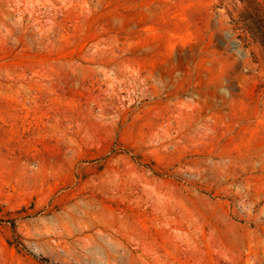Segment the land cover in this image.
Segmentation results:
<instances>
[{
    "label": "rangeland",
    "instance_id": "374dc122",
    "mask_svg": "<svg viewBox=\"0 0 264 264\" xmlns=\"http://www.w3.org/2000/svg\"><path fill=\"white\" fill-rule=\"evenodd\" d=\"M0 264H264V0H0Z\"/></svg>",
    "mask_w": 264,
    "mask_h": 264
}]
</instances>
